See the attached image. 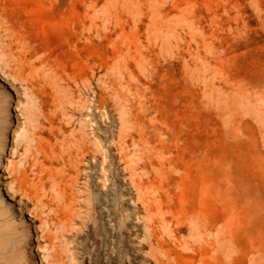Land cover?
<instances>
[{
	"label": "rangeland",
	"instance_id": "rangeland-1",
	"mask_svg": "<svg viewBox=\"0 0 264 264\" xmlns=\"http://www.w3.org/2000/svg\"><path fill=\"white\" fill-rule=\"evenodd\" d=\"M0 74V264H264V0H0Z\"/></svg>",
	"mask_w": 264,
	"mask_h": 264
},
{
	"label": "bare ground",
	"instance_id": "bare-ground-1",
	"mask_svg": "<svg viewBox=\"0 0 264 264\" xmlns=\"http://www.w3.org/2000/svg\"><path fill=\"white\" fill-rule=\"evenodd\" d=\"M30 55H31V53L28 52V55H26V56H30ZM23 66H24L25 69L28 68L30 79H31V81L34 82V80L36 79L35 76L38 73V71H37V69L35 67V62L29 60V61L26 62V64L24 63ZM16 111H17V107H15V111L14 112H16ZM26 136H27L26 135V131L22 130V132L21 131L18 132V127L16 125L13 126V127L7 128L6 137H5V143H6V148L9 151L10 154H12V153L14 154L17 151L18 147H20V144H21L20 143V141H21L20 139L26 138ZM72 142H74V145L78 146V149L80 151H84L85 145H84V141L83 140L81 141V139L79 137L74 135L73 139H72ZM12 168L13 169L11 170V173H9V174L14 179V181L19 182V184L22 185V186L24 184H26L28 179H29V173L28 172H29V170H31V159L27 156L25 158V160H23V162H21L19 164V166L12 167ZM138 169H140V166L138 164H136L131 169L132 173H130V178L135 182V187H136L135 190L137 192L136 194H137L138 198H140L143 201V203H144V210H145L146 214L150 217V223H151L150 227L152 228L151 234H152V236H155L156 233H157L156 229L159 226L164 225V222H165V219H166V213H164V208L166 206H164L163 202H158L157 198L153 197V194L151 195L150 191L154 192V190L156 189L155 188V184H154L153 181L145 180L144 176H141V175H140L141 177H139L137 179L135 178L137 176L136 171ZM52 175H54V173H52ZM156 175H158V174H156ZM133 177L136 180H134ZM158 177H160V176H158ZM159 180H160V178H159ZM159 185H160V183H159ZM53 186H54V188L56 187L58 189L59 188V183H56L54 181L53 182ZM38 187H40L42 189H45L46 185H45V182H43V179H41L39 185L36 186V188H38ZM154 193H156V191ZM8 195H9L10 198H12V196L9 194V192H8ZM169 198L170 197H167V201H168ZM169 212L172 213L171 210H169ZM29 216L34 218V216L31 215V214H29ZM183 217L186 218V219L191 218L192 221H195V223L197 224V229L198 230L206 229V226L204 225V223L201 224V221H204V222L206 221V215H205V213L203 211V202L199 203L198 209L194 213H192L191 210L184 208L183 209ZM172 218H174V217H172ZM175 218H177V217H175ZM175 218H174V220H176ZM158 239H160V238H158ZM35 241L38 242V239H36V237H35ZM39 248H40L39 246H37V248H36V254H38V256H39V251H40ZM81 254L85 256L86 252L84 251ZM75 256H76V253H72L71 254V263L70 264H77L76 260L74 259ZM84 256H83V258H84ZM38 259H39L38 260L39 261L38 264H44V262L45 263L47 262L46 258L43 259V260H40V258H38ZM57 261L60 262V264H66V262H64L62 260V258H61L62 262L60 261L59 256H58Z\"/></svg>",
	"mask_w": 264,
	"mask_h": 264
}]
</instances>
